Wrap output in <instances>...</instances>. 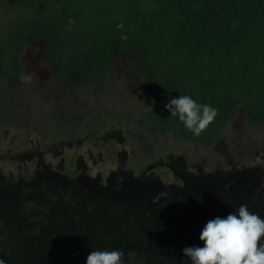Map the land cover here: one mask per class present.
Masks as SVG:
<instances>
[{"label": "rangeland", "instance_id": "374dc122", "mask_svg": "<svg viewBox=\"0 0 264 264\" xmlns=\"http://www.w3.org/2000/svg\"><path fill=\"white\" fill-rule=\"evenodd\" d=\"M19 64L32 81L0 87L4 264H33L22 253L34 264H85L95 249L121 250L124 264H190L182 250L203 247L209 220L242 203L264 218V127L242 105L209 147L136 125L127 116L141 104L143 74L127 51L113 55L103 116L59 126L44 118L53 94L39 41L26 42Z\"/></svg>", "mask_w": 264, "mask_h": 264}, {"label": "trees", "instance_id": "16d2710c", "mask_svg": "<svg viewBox=\"0 0 264 264\" xmlns=\"http://www.w3.org/2000/svg\"><path fill=\"white\" fill-rule=\"evenodd\" d=\"M28 40L41 43L50 72L49 124L93 125L105 113L113 55L133 51L143 88L132 123L201 147L224 133L238 105L264 127V0H0L2 89L23 86ZM180 95L218 110L199 136L165 110Z\"/></svg>", "mask_w": 264, "mask_h": 264}, {"label": "clouds", "instance_id": "9594fccd", "mask_svg": "<svg viewBox=\"0 0 264 264\" xmlns=\"http://www.w3.org/2000/svg\"><path fill=\"white\" fill-rule=\"evenodd\" d=\"M75 24L68 21L69 30ZM117 29H123L120 22ZM127 41V35H121ZM34 73H21L22 83H30ZM165 110L178 117L194 136L201 135L215 120L218 110L209 104H199L189 95L171 99ZM199 201V198H196ZM199 240L203 247H185L182 252L190 264H264V218L249 211L242 203L226 217L209 220L203 227ZM0 264L4 261L0 259ZM85 264H124V253L119 249L91 250Z\"/></svg>", "mask_w": 264, "mask_h": 264}, {"label": "flooded vegetation", "instance_id": "af4514ba", "mask_svg": "<svg viewBox=\"0 0 264 264\" xmlns=\"http://www.w3.org/2000/svg\"><path fill=\"white\" fill-rule=\"evenodd\" d=\"M2 250V249H0ZM9 254H11V251H0V259H2L3 261H6L7 259H9L10 257L8 256ZM14 254H15V251H14ZM43 255L41 253H39L37 255V259H40ZM21 257H22V260L25 262V263H28L27 261L28 260H31L30 262L31 263H35L36 259H35V255L33 256V253L32 254H29V253H26V255L24 253L21 254ZM15 264H21L19 261H15Z\"/></svg>", "mask_w": 264, "mask_h": 264}]
</instances>
